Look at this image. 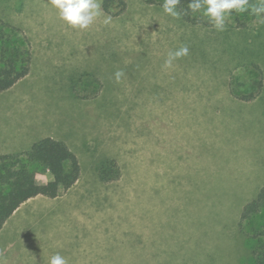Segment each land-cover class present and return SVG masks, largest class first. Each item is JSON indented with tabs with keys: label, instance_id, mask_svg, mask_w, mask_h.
I'll list each match as a JSON object with an SVG mask.
<instances>
[{
	"label": "rangeland",
	"instance_id": "obj_1",
	"mask_svg": "<svg viewBox=\"0 0 264 264\" xmlns=\"http://www.w3.org/2000/svg\"><path fill=\"white\" fill-rule=\"evenodd\" d=\"M105 1L111 25L101 16L79 31L49 0H0L5 35L32 56L29 74L0 93L2 129L20 137L43 126L81 164L57 197L44 191L51 174L37 175L0 230V259L256 264L264 211L251 225L241 215L264 184V24L233 13L219 32L206 17L166 15L164 2ZM183 45L189 55L164 68ZM109 158L121 175L104 182Z\"/></svg>",
	"mask_w": 264,
	"mask_h": 264
},
{
	"label": "trees",
	"instance_id": "obj_2",
	"mask_svg": "<svg viewBox=\"0 0 264 264\" xmlns=\"http://www.w3.org/2000/svg\"><path fill=\"white\" fill-rule=\"evenodd\" d=\"M110 2L111 0L105 1L106 10H109ZM122 2L125 4L124 0ZM147 2L159 4L164 0H147ZM191 2L192 0H180L178 5L180 17L191 23L203 22L206 16L202 11L193 13L188 7ZM250 2L256 1L250 0ZM252 17L256 16L252 15ZM0 49V92H2L29 74L32 56L27 46L7 37L2 26H0ZM256 85L262 86V80L257 81ZM231 89L234 91L232 87ZM256 93L241 92L236 93V96L250 100L257 96ZM45 171L51 174V179L44 187L45 194L49 197H57L78 181L81 176V164L77 155L64 141L51 136L38 139L26 151L0 154V230L14 212L30 198V191L36 185L37 175ZM120 175L119 165L111 158L107 159L99 170L100 179L104 182L118 179ZM262 211H264V184L258 194L244 205L241 218L251 225L255 221V215ZM253 236L257 239V249H259L256 264H264V225L254 229Z\"/></svg>",
	"mask_w": 264,
	"mask_h": 264
},
{
	"label": "clouds",
	"instance_id": "obj_3",
	"mask_svg": "<svg viewBox=\"0 0 264 264\" xmlns=\"http://www.w3.org/2000/svg\"><path fill=\"white\" fill-rule=\"evenodd\" d=\"M49 2L58 11L59 18L73 29L85 31L101 16L104 17V25L112 23V16L103 13L101 0H49ZM179 4L180 0H164V13L174 19H179L181 16V12L178 10ZM188 7L193 13L202 11L219 32L226 30V21L233 12L237 14L250 13L264 24V0H256L255 3H251L250 0H192ZM188 55L189 47L187 45L170 51L163 67L173 68L175 61ZM124 75L122 70L115 73L117 83ZM0 264H5L3 259H0ZM49 264H67V261L57 253L50 258Z\"/></svg>",
	"mask_w": 264,
	"mask_h": 264
},
{
	"label": "crops",
	"instance_id": "obj_4",
	"mask_svg": "<svg viewBox=\"0 0 264 264\" xmlns=\"http://www.w3.org/2000/svg\"><path fill=\"white\" fill-rule=\"evenodd\" d=\"M22 79L19 80L16 84L12 86V88L10 87L9 89L16 88V86H18L22 82ZM7 111H10V110H7ZM46 136H51V134H49V132H45L43 130V126H38L36 129H33V130L28 128L26 133L19 137L15 135L14 132H10V131L8 132L7 130H3L2 125L0 124V154L26 151L31 147V145L35 141H37L38 139L44 138ZM51 137L54 138V135Z\"/></svg>",
	"mask_w": 264,
	"mask_h": 264
}]
</instances>
